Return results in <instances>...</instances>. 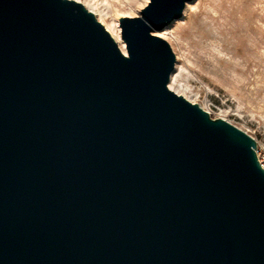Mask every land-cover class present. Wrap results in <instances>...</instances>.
Here are the masks:
<instances>
[{"label":"water","instance_id":"1","mask_svg":"<svg viewBox=\"0 0 264 264\" xmlns=\"http://www.w3.org/2000/svg\"><path fill=\"white\" fill-rule=\"evenodd\" d=\"M192 0L121 17L0 0V264H264L255 138L169 86L159 36Z\"/></svg>","mask_w":264,"mask_h":264},{"label":"rangeland","instance_id":"2","mask_svg":"<svg viewBox=\"0 0 264 264\" xmlns=\"http://www.w3.org/2000/svg\"><path fill=\"white\" fill-rule=\"evenodd\" d=\"M82 1L96 5L120 32L121 17L140 15L149 2ZM189 4L188 12L168 25L179 77L191 89L192 102L252 135L264 157V0Z\"/></svg>","mask_w":264,"mask_h":264},{"label":"bare ground","instance_id":"3","mask_svg":"<svg viewBox=\"0 0 264 264\" xmlns=\"http://www.w3.org/2000/svg\"><path fill=\"white\" fill-rule=\"evenodd\" d=\"M77 1L82 2L89 10H91L92 12L95 13V15L98 17V19L106 26L108 31L112 34V36L115 38V40L119 43V45H120L121 49L124 51V53L127 54L126 44L122 38L120 29L115 30L113 28V26L107 22L105 14L98 7H96V5L90 4V3L82 1V0H77ZM189 6H190V4L188 2L186 5V8H185V11H184L185 14L188 12ZM137 14H138V12H135V15H137ZM169 29H170V26H167L163 30L157 32V34L159 36L165 38L166 40H168L170 43H172L171 34H170ZM178 70H179V64L177 63L176 68L171 75V81H170L169 86L172 90H174L178 94H182L187 99L192 101L193 100V98H192L193 93H192L190 88H188L184 83H182V81L179 77V74H178Z\"/></svg>","mask_w":264,"mask_h":264},{"label":"built area","instance_id":"4","mask_svg":"<svg viewBox=\"0 0 264 264\" xmlns=\"http://www.w3.org/2000/svg\"><path fill=\"white\" fill-rule=\"evenodd\" d=\"M257 153H258V157L260 159V162L262 164V166L264 167V157L260 156V152L257 150Z\"/></svg>","mask_w":264,"mask_h":264}]
</instances>
